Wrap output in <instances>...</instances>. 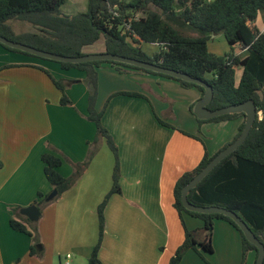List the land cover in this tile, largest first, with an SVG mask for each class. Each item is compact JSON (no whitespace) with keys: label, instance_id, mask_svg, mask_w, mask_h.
<instances>
[{"label":"crops","instance_id":"crops-1","mask_svg":"<svg viewBox=\"0 0 264 264\" xmlns=\"http://www.w3.org/2000/svg\"><path fill=\"white\" fill-rule=\"evenodd\" d=\"M94 44L83 51H104L103 46L93 50ZM235 53L246 55L244 50ZM40 67L63 82L71 104L60 103L61 92ZM85 78L77 68L64 69L53 60L0 45V264H86L97 242L96 209L111 188L114 168V155L104 138H99L75 183L39 209L40 247L35 248L40 255H30L31 237L9 225L15 217L13 208L19 207L20 213V208L34 204L38 191L47 195L53 189L43 173L42 153L61 158L57 170L63 177L86 158L96 127L87 119ZM237 78L235 72L236 83ZM118 91H134L146 98L114 95L101 117L117 147L120 193L107 198L97 256L102 264H168L183 241L173 185L180 174L196 167L204 153L197 138L180 130L213 137L200 138L212 155L233 139L243 118L200 124L190 110L201 97L197 88L146 72L120 73L100 66L95 109L101 110ZM155 115L173 127L161 125ZM192 222L194 228L203 225L202 220ZM211 245L212 253L188 250L178 264H241V238L228 222L213 220ZM254 256V251L247 252L244 264H252Z\"/></svg>","mask_w":264,"mask_h":264},{"label":"trees","instance_id":"trees-1","mask_svg":"<svg viewBox=\"0 0 264 264\" xmlns=\"http://www.w3.org/2000/svg\"><path fill=\"white\" fill-rule=\"evenodd\" d=\"M65 0H0V35L32 47L52 53L78 56L87 54L83 48L103 41L104 51L114 53L185 72L204 80L211 85L213 97L208 103L210 110L252 100L256 107L254 123L245 140L231 153L221 159L187 194L190 203L201 206H221L236 213L264 245V0H89L85 12L62 13L60 7ZM152 7V8H150ZM141 12L143 15H137ZM10 20L27 22L32 30L15 32ZM223 34L230 48L246 51L240 57L231 50L223 54L209 52L207 42L211 35ZM140 43H156L160 48L147 55ZM8 50L30 53L9 47ZM33 56V55H32ZM37 57V56H36ZM41 58V57H39ZM46 59V58H43ZM50 60V59H49ZM55 61V60H53ZM64 69L77 68L85 72L88 85L87 119L94 122L95 138L89 142L90 148L82 162L73 164L74 170L69 177L58 172L62 160L59 156L44 152L41 154L43 173L51 187L56 190V199L70 188L82 174L96 151L99 138H104L114 155L111 188L98 204V239L86 264H102L97 252L104 230V207L109 195L120 193L119 164L116 144L101 123V117L109 99L117 94L144 97L134 91L112 93L101 110L95 109L97 93V69L107 65L123 73L126 70L146 72L173 79L182 87L197 88L201 96L204 89L199 84L175 78L171 75L151 71L127 63L112 60H91L84 62L56 61ZM236 68L241 70L238 82L235 81ZM61 92L60 103L71 104L65 94L61 80L40 67ZM193 109L191 105L190 110ZM157 121L173 127L155 115ZM242 117L237 133L214 154L209 155L203 145L204 153L195 168L178 176L173 185V206L183 227V241L176 248L168 264H178L184 253L194 250L201 255L212 253L211 234L214 219H222L231 224L241 238V264L245 263L247 252L257 248L249 242L237 224L221 213H200L189 211L181 203V188L201 170L208 161L234 141L244 127V113H226L209 119H197L199 123L218 122ZM182 133L197 138L185 131ZM52 189V190H53ZM46 195L37 192L34 204L41 210L48 202ZM19 207L13 208L16 215ZM200 218L202 227L188 229L183 214ZM10 218L13 230L31 237L30 255H40L35 245L39 243L37 222L24 215ZM200 248V250H199ZM254 262L252 264H254ZM262 264H264V259Z\"/></svg>","mask_w":264,"mask_h":264},{"label":"water","instance_id":"water-1","mask_svg":"<svg viewBox=\"0 0 264 264\" xmlns=\"http://www.w3.org/2000/svg\"><path fill=\"white\" fill-rule=\"evenodd\" d=\"M0 42L4 45H7L9 47L30 53L32 55H35L37 57L46 58L50 60L55 61H64V62H84V61H91V60H112V61H118L122 63H127L130 65H134L137 67L149 69L151 71L155 72H161L168 75H171L175 78L182 79L185 81H190L196 84H199L203 87L204 92L203 95L196 101L194 104V107L192 109L194 115L198 119H209L215 116H219L226 113H244V127L239 134V136L232 141L230 144H228L226 147L221 149L219 152H217L213 157L208 161V163L199 170L191 179L190 181L185 184L181 188V195L180 200L182 205L185 209L189 211L194 212H200V213H221L223 215H226L230 217L239 227V229L242 231L244 237L251 242L256 248H257V258L255 259L254 264H262L264 259V245L258 240V238L254 235V233L250 230V228L246 225V223L233 211L221 207V206H201V205H195L188 201L187 194L190 191L191 188L195 187L197 183L225 156H227L229 153H231L233 150H235L247 137L257 114L256 107L252 100H246L241 103L232 104L223 106L217 109L210 110L207 108L208 103L211 101L213 97V90L211 85H209L204 80H201L199 78L193 77L185 72H181L178 70L166 68L163 66H160L156 64V62H148L144 60H139L123 55H118L114 53H107V52H99V53H87L83 55L78 56H67V55H60L56 53H52L49 51H44L35 47H32L30 45L13 41L11 39H8L2 35H0ZM56 196V190H51L45 197V201H51ZM20 214L27 217L30 221L36 222L38 221L40 217V210L36 204H30L28 206L22 207L19 210ZM36 247H40L39 244L36 245Z\"/></svg>","mask_w":264,"mask_h":264},{"label":"rangeland","instance_id":"rangeland-1","mask_svg":"<svg viewBox=\"0 0 264 264\" xmlns=\"http://www.w3.org/2000/svg\"><path fill=\"white\" fill-rule=\"evenodd\" d=\"M88 2H89V0H65L64 4L60 7V10H61L62 13H66V14H74V13H78V12H85L87 10V7H88ZM150 8H152V7H150ZM137 15L140 16V15H143V14L141 12H138ZM9 24L11 25V27L13 26L12 28L15 31H17V32L18 31L26 32V31H30L31 30V26L27 22H22V21H18V20L17 21L10 20ZM261 29L264 30V24L261 25ZM102 46H103V41L100 39L92 47H93V50H95L96 48H100ZM207 46H208L209 52H212V53H215V54H223V53L229 52L231 50L239 51V49H237V48H234V47L230 48V46L227 44L223 34H221V33H219V34H217L215 36L211 35L210 39H208ZM159 48H160V46L158 44H156V43H142V50H144L145 53L148 54V55H150L151 52H153V51H157ZM10 51H14L15 53H19V54H22V55L24 54V53H21L19 51H15V50H10ZM25 55H28L30 57H36L35 55L32 56V55H29V54H26V53H25ZM38 59H43V58H39L38 57ZM55 63H56V61H55ZM236 74H237V77L239 78V68H236ZM205 132H208V130L206 129ZM216 135L217 134H215V136ZM200 138L201 139L204 138V139L211 140L213 137L210 138V137H208L206 135V133L205 134L203 133V136H201V135L198 136L199 144L201 143V139ZM56 199H53L52 201H55ZM16 215H19V214L16 213ZM176 219H177L176 220L177 225L178 224L180 225V222L178 221L177 215H176ZM199 220H201V219L197 218V217L190 216V215L185 214V213L183 214V221H184V224H185L186 228H188V229L194 228L193 225H192V223H193L192 221H199ZM202 224H203V221H202ZM180 227H181V225H180ZM181 229H183V227Z\"/></svg>","mask_w":264,"mask_h":264},{"label":"built area","instance_id":"built-area-1","mask_svg":"<svg viewBox=\"0 0 264 264\" xmlns=\"http://www.w3.org/2000/svg\"><path fill=\"white\" fill-rule=\"evenodd\" d=\"M66 257H69V254H67ZM65 264H67V262Z\"/></svg>","mask_w":264,"mask_h":264}]
</instances>
